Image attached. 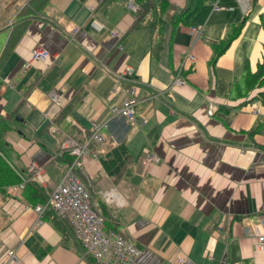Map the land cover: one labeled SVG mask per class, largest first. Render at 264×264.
I'll list each match as a JSON object with an SVG mask.
<instances>
[{
	"label": "crops",
	"instance_id": "crops-1",
	"mask_svg": "<svg viewBox=\"0 0 264 264\" xmlns=\"http://www.w3.org/2000/svg\"><path fill=\"white\" fill-rule=\"evenodd\" d=\"M154 1L158 8L161 0ZM166 1L169 28L158 52L152 31L127 33L135 0L136 11L128 0H49L28 12L0 70V117L13 128L5 136L10 163L41 166L47 195L61 180L58 164L67 165L60 157L64 141L82 143L78 128L89 137L97 122L103 143L88 145L77 173L105 228L140 250L135 264H264V249L246 235L264 219V104L248 101L257 91L244 95L243 84L245 64L253 73L262 60L264 0H255L248 17L250 3L194 0L174 31L173 17L186 0ZM25 4L0 0V21L6 11L14 17L3 21L9 35ZM241 23L239 36L211 67L213 45ZM112 30L121 39L111 37ZM37 48L47 51L44 61L32 59ZM126 67L132 73L125 74ZM177 75L183 86L172 84ZM129 97L137 101L134 124L110 111ZM21 101L19 122L10 114ZM69 105L65 120L50 124L51 110ZM119 145L130 160L114 184L101 161ZM148 154L160 163L147 166ZM9 201H0V253L15 252L10 264H95L82 258L53 213L39 218L20 206L11 215Z\"/></svg>",
	"mask_w": 264,
	"mask_h": 264
},
{
	"label": "built area",
	"instance_id": "built-area-1",
	"mask_svg": "<svg viewBox=\"0 0 264 264\" xmlns=\"http://www.w3.org/2000/svg\"><path fill=\"white\" fill-rule=\"evenodd\" d=\"M238 2L251 3L252 0H237ZM128 5L134 11L136 8L132 4V0H128ZM93 10V9H91ZM191 31H198L196 28H190ZM111 37L121 39L122 33L118 30L111 31ZM48 57V53L44 49H34L32 52V59L44 61ZM188 61H194V57L191 54L186 56ZM125 74L132 73L130 67H126ZM172 84L174 86H183L185 81L177 75ZM136 99L129 97L122 101L119 106L110 107L113 117H121L127 120L130 124L136 122ZM29 105L26 104L25 108L29 109ZM59 109L55 107L51 110V113L55 116ZM214 107L209 106L208 115L212 116L214 113ZM71 126H75V123L70 122ZM91 131L89 137H86V129L78 128L80 135L84 138L82 143L66 139L62 144V150L68 151L69 155L73 158V162L70 165L58 164V168L62 169V177L58 185L47 193V201L44 205H36L30 207L24 205L16 200H13L11 204L12 212L9 214L15 215L17 209L21 206L25 210L33 211L39 218L46 212L51 211L58 219L67 220L70 223L72 235L77 245L81 249V256L83 259H90L95 264H135L140 256V250L131 241L126 240L113 230L105 228L104 219L101 214L96 210L91 201V197L87 188L79 179L77 171L81 170L83 165V158L86 156L88 145L93 142L96 145L103 143V138L98 134V123L91 124ZM56 129V127H55ZM145 164L151 166L160 163L159 157L156 155H146ZM26 169L32 175V178L36 183L45 187L48 183V177L43 172V168L31 161ZM23 185L13 187V191H21ZM15 201V202H14ZM9 201L8 204H10ZM248 237H255L257 241V249H264V219L260 221V225L257 229L246 231ZM207 259H212L211 254L208 253ZM16 259L15 252L13 250H5L0 253V264H10ZM181 264L185 262L184 259H180Z\"/></svg>",
	"mask_w": 264,
	"mask_h": 264
},
{
	"label": "trees",
	"instance_id": "trees-1",
	"mask_svg": "<svg viewBox=\"0 0 264 264\" xmlns=\"http://www.w3.org/2000/svg\"><path fill=\"white\" fill-rule=\"evenodd\" d=\"M48 1L49 0H26V4L19 11L18 20L14 22L13 29L8 39L6 40L4 48L1 52L0 70L26 29L28 21L25 17L26 15H28V12L30 10H41ZM193 1L194 0H186L184 8L176 15V17H173L174 20L172 31H174L175 26L189 12H191L193 8ZM254 2L255 0L251 1L250 8L246 11L245 16H249ZM135 3L138 7V11L133 14L134 21L128 29L127 33L141 29H148L152 31L156 37L155 52H158L165 39V35L167 34V29L169 28V23L163 20V16L165 15L169 4L166 0H161L157 8L154 0H135ZM262 26L264 29V21L262 22ZM242 28V23L235 26H229L224 38L219 43H217V45H213L214 54L210 61L211 67L215 65L218 58L229 48L233 40L239 36ZM243 84L245 91L244 95L257 91L255 97L249 99L248 101L258 99L264 104V91L261 90L264 87V43L262 60L257 65L256 71L253 73L250 72L248 65L245 64ZM22 104L23 101L19 102V104L10 114L12 119H14L15 117H21L18 109L22 106ZM72 107V105L61 107L52 118L50 124H60L61 122H63L68 116ZM12 130L13 128L11 127V125L4 118L0 117V201L2 202L3 206H5L9 202V200H16L30 207H34L36 205H44L47 201V195L45 194L43 188L33 180L32 175L26 168L17 169L10 163V147L9 144L5 141V136ZM256 131L257 130H252L249 133L254 134L256 133ZM110 154H112V158L102 160L101 164L105 172L112 179V182L114 184H117L121 180L123 173L126 170L130 157L123 145H119L114 148ZM60 157L63 159L62 161L67 165H70L73 162V158L69 155L68 151L63 152ZM20 184L23 185V189L21 191H12L13 187L19 186ZM49 212L52 214L51 211ZM52 216L54 217L53 219L55 221L64 225V227L66 228L65 237L69 236L68 231L72 235L71 226L67 220L58 219L54 213L52 214ZM103 219L105 225V218L103 217Z\"/></svg>",
	"mask_w": 264,
	"mask_h": 264
},
{
	"label": "rangeland",
	"instance_id": "rangeland-1",
	"mask_svg": "<svg viewBox=\"0 0 264 264\" xmlns=\"http://www.w3.org/2000/svg\"><path fill=\"white\" fill-rule=\"evenodd\" d=\"M13 18H14L13 15L10 12L8 13V11H6L5 15L3 16V19L0 21V52L2 50V47H3L6 39L8 38V35H9L8 27H6V25L3 23V21L7 20L5 22V23H7L8 21L13 20Z\"/></svg>",
	"mask_w": 264,
	"mask_h": 264
},
{
	"label": "water",
	"instance_id": "water-1",
	"mask_svg": "<svg viewBox=\"0 0 264 264\" xmlns=\"http://www.w3.org/2000/svg\"><path fill=\"white\" fill-rule=\"evenodd\" d=\"M15 120H16V121H19V122H22V121H23V119H21V118H19V117H15Z\"/></svg>",
	"mask_w": 264,
	"mask_h": 264
}]
</instances>
